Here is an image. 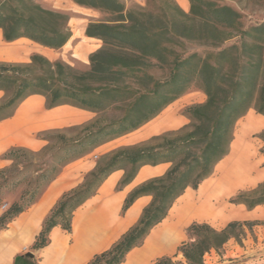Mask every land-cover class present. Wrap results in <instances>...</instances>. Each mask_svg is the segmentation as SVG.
<instances>
[{"label": "trees", "instance_id": "1", "mask_svg": "<svg viewBox=\"0 0 264 264\" xmlns=\"http://www.w3.org/2000/svg\"><path fill=\"white\" fill-rule=\"evenodd\" d=\"M73 1L111 17L108 21L88 22L85 27L87 37L102 42L89 54V68L77 70L37 53L24 63L0 62V90L10 93L0 110L11 107L5 117L11 116L24 98L39 94L45 98L46 108L70 105L96 116L79 124L43 130L40 138L47 143L38 150L11 147L3 153L2 158L11 162L0 168L1 187L16 188L22 179L29 185L1 213L0 229L28 208L65 164L138 129L197 82L206 98L185 109L190 124L102 155L80 185L62 194L32 246H45L53 226L60 225L69 232L74 210L94 195L113 171H124L119 182L124 186L141 166L169 163L162 175L146 180L125 197L122 212L136 198L151 196L138 220L108 249L94 254L86 263L122 264L126 254L140 246L150 230L166 217L185 189H196L228 153L236 121L249 108L264 116V22L241 29L240 13L217 0H188V12L174 0H163L157 13L139 7L126 10L119 0ZM0 30L6 42L24 37L50 49L62 47L71 36L65 14L46 9L34 0H0ZM233 31L239 33V44L205 55L192 52L174 57L169 76L163 81L154 80L148 72L151 59L167 61L166 55L174 52L170 45H180L184 40L217 45ZM112 109L120 113L110 117L107 112ZM260 138L264 142V129ZM231 202L243 204L248 210L264 205V180L238 192ZM258 223L232 220L216 229L194 221L186 228L188 239L176 251L187 264H202L205 253L220 248L229 238L237 239L243 227L250 229ZM173 256H159L152 264H176ZM34 263L35 259L26 254L16 255L13 260V264Z\"/></svg>", "mask_w": 264, "mask_h": 264}, {"label": "rangeland", "instance_id": "2", "mask_svg": "<svg viewBox=\"0 0 264 264\" xmlns=\"http://www.w3.org/2000/svg\"><path fill=\"white\" fill-rule=\"evenodd\" d=\"M42 7L54 11L61 12L67 16V26L71 31V36L68 41L58 49H50L43 47L42 45L35 43L27 38H22L13 42H6L3 38L0 40V62H16L24 63L28 62L32 54L37 53L45 56L51 61L60 60L77 70H87L89 68L88 56L91 52L101 47V40L91 37H87L84 33L85 27L88 22L91 21H108L111 19L108 13L99 9L86 7L76 4L73 0H34ZM121 1L126 10L134 8H142L154 13L160 12L161 6H163V0H119ZM180 6L178 0H174ZM220 4H227L240 13V28L246 29L251 25H256L264 22V0H217ZM181 7V6H180ZM185 12L188 8L181 7ZM239 33L233 31L231 36L220 42L217 45L205 43L195 40H184L180 45H170L174 52L168 53L167 61L159 63L155 59H151V66L148 68V72L151 74L154 80L163 81L168 78L170 70L172 68V60L174 57H185L186 55L196 52L200 55H205L208 52H216L221 48L227 47L231 44H239ZM133 87H140L139 84H132ZM9 92L0 90V104L3 103L9 96ZM205 94L201 90L200 85L195 82L188 89H186L178 98L163 108L154 118L143 124L142 127L122 135L120 138L115 139L110 145H115L114 148L126 146L134 143H138L147 140L152 135H157L168 130H175L184 125L190 124L191 120L185 114V109L197 103L205 101ZM29 106V111L37 113L38 116L43 117L45 124L44 127L37 129L33 135L36 139H39L41 146L47 142L40 138L41 132L47 129L63 128L70 125H75L80 122L94 118L95 113L88 119L84 116L80 118L76 114L75 108L69 106L54 107L48 109L45 106V100L42 96H32L25 100ZM25 101L23 103H25ZM17 107V106H16ZM43 107V108H42ZM43 109V111H42ZM15 110V109H14ZM12 111L11 107L0 110V119L7 116ZM14 112V111H13ZM120 113L119 110H110L107 114L116 116ZM80 118V119H79ZM252 116H247L245 113L235 123L233 128L232 140L230 142L228 153L219 160L212 173L204 179L199 185H204L203 192L208 190L212 194L211 201L207 202L214 207L220 208L222 213L225 208L231 209L235 207H242L244 211L240 214L236 211L226 210V213L235 214L230 220H225L221 217H215L208 220H197V222H206L216 229L223 228L229 221H259L258 224L252 225L250 229L243 227L244 232L239 234L237 239L229 238L220 248L211 249L203 256L202 264H264V205L254 207L248 210L243 204H236L231 202L235 195L240 191H245L254 188L257 183L264 180V153L261 152L264 142L260 138V133L264 129H255L247 131L246 127L252 128L258 126L259 128L264 126L262 120L251 119ZM166 123L172 128L166 130H160L154 134H145L148 129L151 130V123ZM150 123V124H149ZM148 124V126H147ZM140 135V136H139ZM236 142L233 146L230 157H228L227 169L228 175L220 173L219 166L229 155L231 144L233 140ZM37 144L30 145L31 149H36ZM40 146V147H41ZM24 147L25 146H14ZM113 148V149H114ZM98 160V159H97ZM9 165V162H8ZM169 164L159 166L157 173L162 174ZM3 181L2 175H0V184ZM29 185L24 179L19 181L16 188L10 190L2 188L0 185V210L3 212L8 206L18 200L20 191L27 188ZM121 188L122 186H119ZM199 187L196 189L188 188L184 191L182 197L187 194L183 205V211L189 213H198L200 209L197 208V203L201 199L199 193ZM225 189L227 194H222L221 190ZM218 189V190H216ZM229 192V193H228ZM189 193V194H188ZM180 198H177L172 208L179 204ZM207 199V198H205ZM6 205L2 208V205ZM171 208V209H172ZM171 216V210L168 211L164 220L169 219ZM163 220V221H164ZM154 226L157 229L162 223ZM189 221L181 227V236L176 243L174 249L162 255H170L172 261L176 264H187L180 252L176 251V248L183 240H187L186 233L187 226L193 222ZM144 242V241H143ZM143 244V243H142ZM157 256V257H159ZM155 257L154 259H156ZM154 259L151 260L154 261Z\"/></svg>", "mask_w": 264, "mask_h": 264}, {"label": "crops", "instance_id": "3", "mask_svg": "<svg viewBox=\"0 0 264 264\" xmlns=\"http://www.w3.org/2000/svg\"><path fill=\"white\" fill-rule=\"evenodd\" d=\"M178 2L181 7L188 8V0H178ZM22 38L24 37L16 40ZM1 39L2 32L0 30ZM32 96L42 95L32 94L27 96L17 105L11 116L0 119V168L8 166V162L9 164L11 162L8 159L2 158L3 153L9 148L25 146L31 149L29 147L31 144H37L36 149L31 150H38L42 147L41 142L34 137L33 133L37 129L44 127L45 121L37 113L29 111V106L25 100ZM43 100H45L44 97ZM24 101L25 103H23ZM61 106L75 108L77 111L74 114L80 118L85 116L88 119L94 114L88 110L70 105H59L55 107ZM246 114L249 117L252 116L251 119L262 120L264 124V116L257 113L253 108H249ZM172 127L166 123L152 122L151 130L148 129L141 136L154 134L160 130H166ZM255 127L258 126H253L252 128L246 127V130L254 131L255 129L264 128V126L259 128ZM115 139L107 141L86 155L65 164L57 176L42 189L37 199L28 208L13 217L5 227L0 229V264H13L16 255L25 254L28 251L33 253V258L35 259L34 264H86L94 254L108 249L113 242L138 220L142 209L151 201V196L143 195L136 198L125 212H122L125 197L131 190L146 180L162 175L166 170L160 174L157 173L159 170L157 168L169 163H161L155 166H141L133 180L121 188L118 185L123 177L124 171L122 169L113 171L101 183L96 193L74 210L71 219V230L69 232L64 230L60 225L53 226L48 233V243L41 248L35 249L32 247L37 235L42 229L45 219L61 198L62 194L80 185L84 175L95 167L98 161L97 159L119 148H114L115 145H110ZM235 142L236 139L231 144L229 155L219 166L221 174L223 171L224 175H228L229 170L227 169L226 161L231 155ZM204 185H199L201 199L197 203V208L200 209L198 213L183 211V205L181 206V203L187 194L183 197L182 195L184 193L180 195L178 197H181L179 204L169 209V211L171 210L170 218L167 220L163 219V223L157 229L153 227L146 236L143 244L131 249L126 254L122 264H152L153 261L151 262V260L155 257L171 252L181 236V227L185 223L193 221L194 218L197 220H208L221 217L225 220H230L235 214L226 213V210L236 211L240 214L244 211L242 207H235L231 209L225 208L220 213L219 207H214L213 204L210 205L207 202V200L211 201L212 194L208 190L202 191ZM221 192L222 194H227L224 188ZM1 213L2 211L0 210V215Z\"/></svg>", "mask_w": 264, "mask_h": 264}, {"label": "water", "instance_id": "4", "mask_svg": "<svg viewBox=\"0 0 264 264\" xmlns=\"http://www.w3.org/2000/svg\"><path fill=\"white\" fill-rule=\"evenodd\" d=\"M25 254L28 255V256H30V257H33V253L30 252V251L26 252Z\"/></svg>", "mask_w": 264, "mask_h": 264}, {"label": "built area", "instance_id": "5", "mask_svg": "<svg viewBox=\"0 0 264 264\" xmlns=\"http://www.w3.org/2000/svg\"><path fill=\"white\" fill-rule=\"evenodd\" d=\"M5 206H6L5 204H4V205H2V208H5Z\"/></svg>", "mask_w": 264, "mask_h": 264}]
</instances>
